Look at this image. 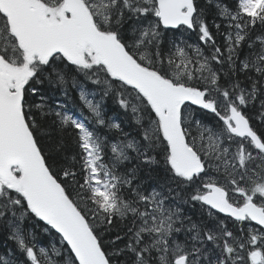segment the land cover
Masks as SVG:
<instances>
[{
  "label": "snow or ice",
  "instance_id": "obj_1",
  "mask_svg": "<svg viewBox=\"0 0 264 264\" xmlns=\"http://www.w3.org/2000/svg\"><path fill=\"white\" fill-rule=\"evenodd\" d=\"M215 8L223 45L196 0H0V222L23 257L0 264H264V134L247 113L264 124V0ZM180 26L198 43L166 44ZM109 96L135 133L106 116ZM52 126L74 132L58 163L40 142ZM133 160L161 171L141 179ZM197 203L207 220L184 214ZM217 214L260 227L237 235Z\"/></svg>",
  "mask_w": 264,
  "mask_h": 264
},
{
  "label": "trees",
  "instance_id": "obj_2",
  "mask_svg": "<svg viewBox=\"0 0 264 264\" xmlns=\"http://www.w3.org/2000/svg\"><path fill=\"white\" fill-rule=\"evenodd\" d=\"M224 3L228 4L231 7H235L236 0H223ZM198 9H204L205 12V19L207 23L209 24L210 30L216 37V41L218 44L223 45L224 40L223 36L218 34L216 31V28L214 26V19L216 23H222V21L219 20V18L216 16V0H212V3H209L208 0H196ZM162 27V26H161ZM259 26L253 30L252 37H255V31ZM167 35L164 37L165 43L167 44V41L172 38H179L183 37L186 41L189 43H198V29L196 31L188 30L185 27H180L177 30H166ZM221 33L224 31L223 28H221ZM262 32H264V29H262ZM246 48V53L249 51L247 44L244 45L243 49ZM244 52H240V58L243 59L245 54ZM241 79H243V76H241ZM87 88L89 91L93 90L94 86L91 83L87 84ZM43 89L48 93V95L53 97V100L50 101V103H55V99L59 98L63 102V97L60 95V91L58 89H51L47 83L43 85ZM71 95V102L74 103L77 107L83 108L81 102L79 101L78 93L76 90H70ZM32 99H38L36 97H33ZM251 106L247 109L249 111L248 115H250L251 110H249ZM104 109L107 117H113L115 122L120 123L121 127L124 132H131L135 133L136 126L135 122L132 118V113L129 110L128 112H125L123 109L120 108L118 103H116L114 96H109L104 101ZM85 114H87V109H83ZM254 111V110H253ZM198 118H202L205 123L210 124H216L217 118L211 114L204 112L202 110L197 111ZM251 116V115H250ZM255 121H257L255 118L252 119L251 123L254 127V129L258 132V134H264V124H261L259 121L258 125L255 124ZM46 124L51 125V121H46ZM101 131H106L105 129H101ZM50 135L43 136L40 140L42 146L44 147L45 151L47 153H51L50 162L51 159H55L57 163L59 162L60 156L56 154V145L63 140L66 150L69 153H73L76 151L75 144H74V132L73 130L69 129L64 132H60L57 130L54 126L49 128ZM119 133H117L115 130H112L109 132V136L112 138H115L118 136ZM133 164H139L140 168V177L141 179H148L149 176H155L157 173L161 171L162 165H149L144 162H138L136 160H133L131 164H128V167H131ZM184 207L191 208L198 212L201 215L205 216L207 214L206 209H201L200 205L197 203L195 205H184ZM184 213H186L184 211ZM186 215V214H185ZM192 216H195L192 214ZM24 228L26 230H33L36 234L37 240L41 245L48 246L50 243L54 242V238L57 236L54 232H52V235H49L47 233H44L42 231L44 224L43 222L39 221L38 219L34 217H28L24 222ZM230 230H232L234 233L239 235V227L236 226H230L228 227ZM116 235V229L113 230L112 233L105 234L104 235V242L107 245V243L114 238ZM10 236V230L6 226V223L0 222V250L6 254H8L9 250H11L16 257L21 256L19 250L17 249V246L13 240L9 238ZM58 243V241H55Z\"/></svg>",
  "mask_w": 264,
  "mask_h": 264
},
{
  "label": "rangeland",
  "instance_id": "obj_3",
  "mask_svg": "<svg viewBox=\"0 0 264 264\" xmlns=\"http://www.w3.org/2000/svg\"><path fill=\"white\" fill-rule=\"evenodd\" d=\"M258 26L259 27L255 31L256 35L259 34V33H262V29H264V27H261L259 24H258ZM246 51H247L246 48L242 49V52H244L243 54H246ZM97 99H99V97H97ZM249 110H251L250 115L254 118L255 117V113L257 112L258 109L251 107ZM247 113H249V111H247ZM258 123H259L258 121H255L256 125H258ZM183 211L186 212V216H190L191 218L195 217L197 219V221L200 220V219H205L203 215L200 216V214L198 212H195L192 209V207L191 208L183 207ZM192 214H194L195 216H192ZM180 238L183 239V236H181ZM4 255L6 256V254H4ZM249 264H250V262H249Z\"/></svg>",
  "mask_w": 264,
  "mask_h": 264
},
{
  "label": "flooded vegetation",
  "instance_id": "obj_4",
  "mask_svg": "<svg viewBox=\"0 0 264 264\" xmlns=\"http://www.w3.org/2000/svg\"><path fill=\"white\" fill-rule=\"evenodd\" d=\"M234 198V197H233ZM186 214V213H185ZM219 216L220 219H226L227 220V226L230 227V226H236V227H239L240 229L243 228L245 232H247V230L251 227V228H254V229H258L260 226L256 225L255 223H253L252 221H244L243 223L242 222H237V223H234L233 220L231 218H226L225 216H222L220 214H217ZM207 217V218H206ZM204 218L207 220L208 219V215L205 214ZM193 221H197V219L195 217L192 218ZM249 224H248V223ZM252 222V223H251ZM259 243V241H258ZM0 255H2V253L0 252Z\"/></svg>",
  "mask_w": 264,
  "mask_h": 264
},
{
  "label": "bare ground",
  "instance_id": "obj_5",
  "mask_svg": "<svg viewBox=\"0 0 264 264\" xmlns=\"http://www.w3.org/2000/svg\"><path fill=\"white\" fill-rule=\"evenodd\" d=\"M180 27H185V28H186V26H180ZM180 27H179V28H180ZM209 124H210V122H209ZM234 198H235V197H234ZM206 218H207V217H206ZM228 219H229V218H228ZM245 222H246V221H245ZM242 223H243V222H242ZM247 223H248V222H247ZM251 223H252V222H251ZM248 224H249V223H248Z\"/></svg>",
  "mask_w": 264,
  "mask_h": 264
}]
</instances>
